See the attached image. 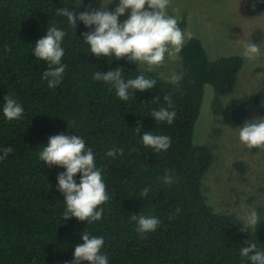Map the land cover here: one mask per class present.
I'll return each mask as SVG.
<instances>
[{
	"label": "trees",
	"instance_id": "1",
	"mask_svg": "<svg viewBox=\"0 0 264 264\" xmlns=\"http://www.w3.org/2000/svg\"><path fill=\"white\" fill-rule=\"evenodd\" d=\"M90 2L72 6L64 0H0V155L5 147L13 148L0 160V264H72L83 232L104 238L102 253L109 264H251L240 250L251 240L264 251V219L259 218L256 231L242 232L244 219L217 213L208 205L202 180L212 153L193 142L205 86L213 90L210 109L218 116L221 97L234 89L242 58L209 59L200 40L191 37L179 53L177 74L183 79L178 84L126 59L97 58L84 42V34L94 27L79 19L73 27L57 14V9L68 7L78 17L91 10ZM50 26L66 33L62 42L66 69L54 88L43 79L47 62L37 60L33 51ZM178 26L183 30L184 20ZM114 69L122 70L125 81L143 74L156 84L151 91H137L122 101L111 84L93 79L97 71L106 74ZM8 95L24 109L19 120L3 116ZM166 95L173 104L169 111L176 112L171 125L152 118L154 110L168 107ZM252 102L264 118V86ZM145 132L170 137V148L155 153L144 146ZM60 134L81 137L102 170L109 201L102 205L99 221L64 220L65 197L57 177L66 169L49 167L39 156L49 138ZM113 147L123 148V154L108 157ZM233 166L244 175L242 163ZM166 173L174 177L171 185L161 179ZM80 176L74 177L77 183ZM146 187L150 191L145 197L141 192ZM133 215L155 216L161 224L155 232L141 235Z\"/></svg>",
	"mask_w": 264,
	"mask_h": 264
},
{
	"label": "clouds",
	"instance_id": "2",
	"mask_svg": "<svg viewBox=\"0 0 264 264\" xmlns=\"http://www.w3.org/2000/svg\"><path fill=\"white\" fill-rule=\"evenodd\" d=\"M112 0L108 4H110ZM171 0H119L114 11L107 10L103 4L100 10H90L76 14L68 7L57 9V14L65 16L68 22L75 27L77 19L86 27L93 28L91 32L84 34V42L90 46L91 54L97 58L115 57V60L126 59L129 63L146 64L149 68L162 67L166 59H175L181 52L186 35L178 26V18L170 15L168 7ZM147 5V8L145 7ZM130 10V15L122 23L119 17ZM66 36L65 31L56 26L47 28V35L39 39L34 47V55L37 60L46 61L47 70L43 72V79L47 80L48 87L58 86L66 69L62 63L65 50L62 42ZM10 51V49H6ZM243 55L254 60L260 55V47L251 41L244 44ZM121 69H114L102 74L97 71L93 79L111 84L116 95L122 101H128L137 91H151L156 81L146 78L143 74L134 79H125ZM170 82L178 84L183 79L182 74H172ZM132 90V91H130ZM159 97L155 102H158ZM168 107L152 112V118L157 122H167L171 125L176 117L170 95H166ZM3 116L8 121L21 119L24 109L16 99L8 95L3 104ZM239 129V140L247 149L264 150V118L246 121ZM140 133V127L135 128ZM143 145L150 147L155 153L166 152L171 146V138L164 135H154L145 132L142 135ZM136 149L133 148L132 151ZM0 160L6 159L13 152L12 147H5ZM123 148L113 147L106 155L115 158L122 155ZM40 160L49 167L57 166L66 169L58 174V190L65 197L66 210L64 220L76 218L91 224L102 219L103 204L109 201L106 184L102 176V170L96 167L91 148L86 147L85 141L77 135H55L49 138L48 146L42 148L39 153ZM80 173V181L74 177ZM165 184L174 183L171 173H166L162 178ZM150 188L146 187L141 192L147 196ZM180 208L175 210L179 214ZM173 217L170 216L171 220ZM132 219L137 223V232L141 235L155 232L161 224V220L155 216L136 215ZM259 216L256 211H251L245 217V227L240 229L246 232L248 229L256 231ZM83 243L75 246L72 264H109L107 255L102 253L105 241L103 237L90 236L87 232L82 233ZM245 247L240 250L242 258H247L251 264H264V251L257 249V244L251 240L245 241Z\"/></svg>",
	"mask_w": 264,
	"mask_h": 264
},
{
	"label": "rangeland",
	"instance_id": "3",
	"mask_svg": "<svg viewBox=\"0 0 264 264\" xmlns=\"http://www.w3.org/2000/svg\"><path fill=\"white\" fill-rule=\"evenodd\" d=\"M77 6L81 0H64ZM91 10H100L110 0H90ZM119 0H112L107 10L112 12ZM147 8V5L145 6ZM168 12L184 20L186 42L194 37L200 40L209 59L221 56H239L243 60L232 92L221 97L222 112L215 116L210 109L214 96L205 86L200 114L194 127L193 142L211 150L212 163L202 180V193L208 205L217 213H233L245 220L251 211L258 210L264 219V150L247 149L239 140V129L246 121L263 118L253 105L252 97L264 86V0H171ZM130 10L119 17L122 23ZM259 45L260 55L247 59L244 44ZM185 42V43H186ZM163 81L181 68L180 55L166 59L162 67L149 68ZM242 163L245 173L240 176L234 168Z\"/></svg>",
	"mask_w": 264,
	"mask_h": 264
}]
</instances>
